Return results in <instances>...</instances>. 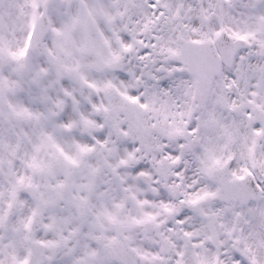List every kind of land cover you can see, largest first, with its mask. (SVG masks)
<instances>
[{
  "label": "snow or ice",
  "instance_id": "6c2138e0",
  "mask_svg": "<svg viewBox=\"0 0 264 264\" xmlns=\"http://www.w3.org/2000/svg\"><path fill=\"white\" fill-rule=\"evenodd\" d=\"M0 264H264V0H0Z\"/></svg>",
  "mask_w": 264,
  "mask_h": 264
}]
</instances>
